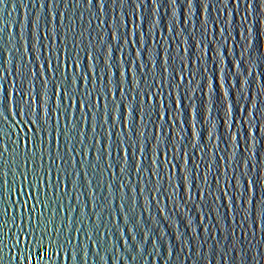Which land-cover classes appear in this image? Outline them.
Segmentation results:
<instances>
[{
  "label": "water",
  "instance_id": "water-1",
  "mask_svg": "<svg viewBox=\"0 0 264 264\" xmlns=\"http://www.w3.org/2000/svg\"><path fill=\"white\" fill-rule=\"evenodd\" d=\"M0 108V264L41 216L27 264H264L261 0H4ZM33 152L44 204L15 191Z\"/></svg>",
  "mask_w": 264,
  "mask_h": 264
},
{
  "label": "snow or ice",
  "instance_id": "snow-or-ice-1",
  "mask_svg": "<svg viewBox=\"0 0 264 264\" xmlns=\"http://www.w3.org/2000/svg\"><path fill=\"white\" fill-rule=\"evenodd\" d=\"M173 2H175V0H173ZM261 2H264V0H261ZM0 3H4V0H0ZM86 3L91 6L94 4V0H86ZM47 3H41L40 7L47 9ZM50 64V61H45L44 64V68L46 69ZM16 71H19V69L17 68ZM56 71L58 72V68L56 69ZM35 76L39 77L40 73H34ZM84 79H87V77L85 76ZM46 84V82H44ZM76 80L74 79L71 84H75ZM71 84H67L65 86H62L61 88V94H60V98L61 100L64 97H68L70 100L72 99V95L69 92V87H71ZM91 96V93H87L86 95H84L82 98L77 99L76 101V105L77 107L80 106V104H83L84 107L86 109H91V100L89 99V97ZM37 100L39 101V96H37ZM59 108V106H57ZM29 111H31V107L29 106ZM6 113V109H2L0 108V117H3L5 120L8 119V117L5 115ZM19 114V113H17ZM25 115H27V112L25 113ZM35 116V120H30L29 123H35L40 125V115H39V104H38V109L37 111L33 114ZM86 114H82V117H85ZM105 116L108 120H111V114L107 111V108H105ZM47 119H51L50 114L48 115ZM46 122V121H45ZM41 128H43V125H40ZM0 131H2V129H0ZM62 135H65L66 137L69 138V142H71L72 139H74L76 136L81 135V133L78 131V123L74 128H70L68 129L66 132H62ZM81 143H83V140L80 141ZM74 151V149H73ZM3 153H0V156H2ZM50 159V165L47 169L44 168L43 163L41 162L39 165H37L36 163V159H35V152L32 153L31 156H25L24 158V165H25V171H21L20 175L23 177V181L21 182V185L19 187H17L15 189L16 194L18 196H28L30 199L36 200L37 203L40 204H44V200L40 199V184L41 182H43L47 188V186H49L51 184V175H52V165H56V159L49 157ZM74 159V157H73ZM43 160V156H41V161ZM60 161L63 164H68L69 161L67 159H65V157L61 156L60 157ZM12 161H5V164L9 165V171H11L10 165H11ZM31 165L30 171L32 174V179L29 180V176H28V166ZM17 168H19V165H17ZM59 172V169H57ZM77 175H79L80 173L77 172ZM7 175V173H5V176ZM58 178V177H57ZM24 182H27V188L29 190H35L36 194H32V191H26L24 188ZM5 184L8 183L7 180L4 181ZM53 187L58 188L59 185H54ZM12 187H8L7 188V192L9 195L12 194ZM46 194V193H45ZM243 196V193L241 194ZM5 199L4 193L2 191H0V203H2ZM21 203L25 206H27V201H21ZM45 207H47V204H45ZM32 211L35 210V206H32ZM252 213L253 215H256L257 213L261 216L262 219H264V201L261 202V207L260 208H256L255 206V202H253V209H252ZM15 219V218H14ZM29 220H31V215H29L28 217ZM53 223L52 220H49L47 222H45L41 217L37 218V225L36 227H38L40 229V232L43 233L44 235L48 234V224ZM36 227L31 228L30 231H26L24 228L20 229V232L17 235V239L13 245V247H16L18 250V255L16 257H14L13 259H15L17 261V264H19V260L23 259L25 261V264H27V261L30 259V256L28 255V253L31 252L32 246H33V240L36 243V246L40 249L41 253H45L47 252V246L44 243V235H41L39 237L36 236ZM53 231L56 233L57 236L60 235V229L58 228H53ZM31 238V239H30ZM0 243H2V241H0ZM24 244V247L21 248L20 245ZM49 243H54L53 241H49ZM68 243H71V240H68ZM63 244L59 245V248H62ZM0 251H2V249H0ZM57 253H53V255H56ZM80 255V251H79V247L77 246L73 253L71 254V258L74 259H78ZM45 259H49V257L45 256Z\"/></svg>",
  "mask_w": 264,
  "mask_h": 264
}]
</instances>
